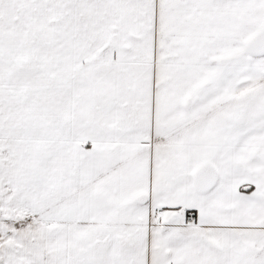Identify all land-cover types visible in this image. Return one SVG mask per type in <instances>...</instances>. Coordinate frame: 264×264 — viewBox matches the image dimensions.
Segmentation results:
<instances>
[{
  "label": "snow or ice",
  "instance_id": "6c2138e0",
  "mask_svg": "<svg viewBox=\"0 0 264 264\" xmlns=\"http://www.w3.org/2000/svg\"><path fill=\"white\" fill-rule=\"evenodd\" d=\"M0 264H264V0H0Z\"/></svg>",
  "mask_w": 264,
  "mask_h": 264
}]
</instances>
